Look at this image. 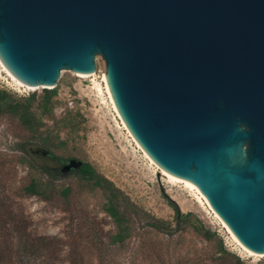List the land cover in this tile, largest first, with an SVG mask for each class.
I'll list each match as a JSON object with an SVG mask.
<instances>
[{
  "label": "water",
  "instance_id": "95a60500",
  "mask_svg": "<svg viewBox=\"0 0 264 264\" xmlns=\"http://www.w3.org/2000/svg\"><path fill=\"white\" fill-rule=\"evenodd\" d=\"M96 56L145 153L264 255V0H0V61L22 84L85 79Z\"/></svg>",
  "mask_w": 264,
  "mask_h": 264
},
{
  "label": "rangeland",
  "instance_id": "374dc122",
  "mask_svg": "<svg viewBox=\"0 0 264 264\" xmlns=\"http://www.w3.org/2000/svg\"><path fill=\"white\" fill-rule=\"evenodd\" d=\"M95 65L94 77L81 79L63 71L57 81L53 116L57 121L68 116L73 123L60 130L64 144L54 155L62 161L91 164L139 209L138 216L131 215V236L123 244H109L107 236L115 225L101 208L102 193L82 189L72 176L57 181L70 187L67 201L61 197L50 202L36 197L16 199L30 222L28 230L33 235L59 238L66 243L60 254L61 264H228L211 261L213 245L194 234L168 236L146 226L148 219L143 214L174 227L175 213L169 205L174 203L181 214L191 213L215 233L224 249L244 264H264V256H249L231 239L199 196L180 184L168 183L143 157L110 105L102 83L105 65L101 57H95ZM0 88L15 97L41 94L42 90L15 86L1 68ZM51 123L47 121L48 125ZM18 134L14 123L0 118V159L16 154L13 149ZM6 169L5 178L15 185L26 176V169L14 163Z\"/></svg>",
  "mask_w": 264,
  "mask_h": 264
},
{
  "label": "trees",
  "instance_id": "16d2710c",
  "mask_svg": "<svg viewBox=\"0 0 264 264\" xmlns=\"http://www.w3.org/2000/svg\"><path fill=\"white\" fill-rule=\"evenodd\" d=\"M56 95L54 88L42 89L41 94L33 92L15 97L0 88V118L14 123L19 131L15 135L18 141L13 149L16 154L0 159V264L62 263L60 254L66 243L59 238L33 235L28 230L30 222L16 199L36 197L50 202L55 197H61L67 201L70 187L57 183L64 176L74 177L82 189L102 193L101 208L115 225L114 231L107 236L110 245L123 244L131 236V215H139V209L91 164L77 160V169L66 175L60 172L59 162L63 159L54 152L64 144L59 132L71 123V119L64 116L57 121L54 118ZM47 121H51V125ZM13 163L26 169V176L18 185L5 178L6 167L11 169ZM169 205L175 213L174 227L166 221L143 214L148 219L146 226L168 236L191 233L200 237L213 245L210 260L214 263L244 264L228 253L222 242L217 241L215 233L195 220L191 213L181 214L174 203Z\"/></svg>",
  "mask_w": 264,
  "mask_h": 264
},
{
  "label": "bare ground",
  "instance_id": "6f19581e",
  "mask_svg": "<svg viewBox=\"0 0 264 264\" xmlns=\"http://www.w3.org/2000/svg\"><path fill=\"white\" fill-rule=\"evenodd\" d=\"M0 68H1V71L3 73H5L6 77H8L12 83H14L15 86L19 87V88H24L26 90H36L38 88H32V87H29V86H26L24 84H22L20 81H18L16 78L12 77L9 72L7 71V69L3 66V64L1 63L0 61ZM96 70V69H95ZM94 73V72H93ZM88 74L86 76V78H89V77H94L95 76V73L93 74ZM104 75L105 73H103L102 75V82H103V79H104ZM104 90H105V93L109 99V102H110V105L113 109V111L115 112V114L117 115V117L119 118V120L121 121L105 87H104ZM121 124L124 128V130L127 132L128 136L131 138V140L133 141V143L135 144V146L139 149V151L142 153L143 157L154 167L156 168L158 171H160V173L167 178V181L168 183L170 184H180L183 186L184 190H187V191H190V192H193V194H196L197 196H199V198L204 201V203L207 205V207L209 208V210L212 212V214L214 215V217L219 221V223L227 230V232L229 233V235L231 236V239L246 253L248 254L249 256L251 257H254V258H257V257H262L264 255H259V254H255V253H252L250 252L248 249H246L231 233L230 231L228 230V228L226 227V225L224 224V222L218 217V215L212 210V208L210 207L207 199L202 195V193L199 191V189L191 182L187 181V180H183V179H180L178 177H175L169 173H167L166 171H164L163 169H161L156 163L153 162V160L145 153V151L140 147V145L137 143V141L133 138V136L131 135V133L127 130V128L123 125L122 121H121ZM183 190V191H184Z\"/></svg>",
  "mask_w": 264,
  "mask_h": 264
},
{
  "label": "flooded vegetation",
  "instance_id": "af4514ba",
  "mask_svg": "<svg viewBox=\"0 0 264 264\" xmlns=\"http://www.w3.org/2000/svg\"><path fill=\"white\" fill-rule=\"evenodd\" d=\"M67 162H68V161H61V162H59V170H60V172L63 173L64 175H66V174H68V173L74 171L75 169H77V167H75V168H70L68 171L64 170L63 168H64V166L67 164Z\"/></svg>",
  "mask_w": 264,
  "mask_h": 264
}]
</instances>
